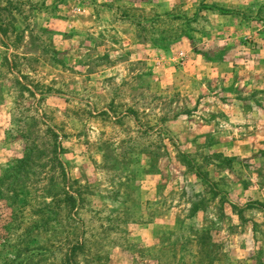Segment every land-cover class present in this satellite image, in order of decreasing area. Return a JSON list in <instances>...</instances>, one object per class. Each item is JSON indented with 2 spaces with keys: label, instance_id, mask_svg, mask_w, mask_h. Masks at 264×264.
<instances>
[{
  "label": "rangeland",
  "instance_id": "374dc122",
  "mask_svg": "<svg viewBox=\"0 0 264 264\" xmlns=\"http://www.w3.org/2000/svg\"><path fill=\"white\" fill-rule=\"evenodd\" d=\"M0 264H264V0H0Z\"/></svg>",
  "mask_w": 264,
  "mask_h": 264
},
{
  "label": "trees",
  "instance_id": "16d2710c",
  "mask_svg": "<svg viewBox=\"0 0 264 264\" xmlns=\"http://www.w3.org/2000/svg\"><path fill=\"white\" fill-rule=\"evenodd\" d=\"M27 153H29V152H27ZM30 158H31V154H27L26 159H24V160H29ZM21 163H23V160L19 162V166L22 165ZM69 200H71V203L74 204V201H75L74 198H72L71 196L68 195L67 199L65 201H69Z\"/></svg>",
  "mask_w": 264,
  "mask_h": 264
}]
</instances>
